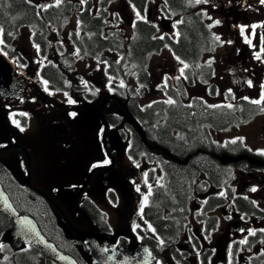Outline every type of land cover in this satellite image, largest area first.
Instances as JSON below:
<instances>
[{
	"label": "flooded vegetation",
	"instance_id": "af4514ba",
	"mask_svg": "<svg viewBox=\"0 0 264 264\" xmlns=\"http://www.w3.org/2000/svg\"><path fill=\"white\" fill-rule=\"evenodd\" d=\"M31 1L36 0H0V182L15 204L29 207L44 233L63 250L76 251L73 228L88 223L87 215L98 232L111 235L119 246L139 242L148 247L154 257L150 264H264V165L248 159L223 163L217 157L247 153L264 160V149L242 139L221 141L215 151L209 146V167L191 162V154L171 159L150 150L126 115L124 106L130 111L133 104L122 99L115 79L105 72L111 58L93 55L88 67L86 55L75 54V44L81 49L86 42L52 39L54 31L56 38L62 36L63 25L35 24ZM146 5V20L159 25L160 51L168 49L182 59L178 67L163 58V85L165 72L172 71L180 81L175 93L190 88L183 85L188 62L197 71L207 65L220 78L222 60L217 65L215 55L184 57L175 49L183 37L178 23L174 31L176 15L190 13L181 0H143L142 9ZM209 8L212 14L233 13L228 27L246 46L240 60L250 43L264 47V0H213ZM21 9L28 12L20 14ZM220 19L225 26V16ZM96 42L97 53L113 46L111 40ZM243 83L239 98L224 109H244L243 96L250 91L246 78ZM220 85L223 94H237L239 82L221 80ZM199 86L207 89L206 84ZM258 92L264 94V76ZM112 95H119L122 103L109 97L101 109ZM260 105L264 110V103ZM257 133L264 136V125ZM145 134L150 143L162 144ZM180 166H186L183 188L174 190L175 198L164 195L162 178ZM165 196L173 200L170 207ZM159 207L160 220L154 216ZM114 217L121 227L116 232ZM164 221L166 229L161 228ZM165 236L172 238L170 243L163 241Z\"/></svg>",
	"mask_w": 264,
	"mask_h": 264
},
{
	"label": "trees",
	"instance_id": "16d2710c",
	"mask_svg": "<svg viewBox=\"0 0 264 264\" xmlns=\"http://www.w3.org/2000/svg\"><path fill=\"white\" fill-rule=\"evenodd\" d=\"M110 1L112 0L101 1V6H107ZM133 1L141 6L140 3L143 0ZM21 4H23L22 1ZM23 12L27 13L28 11L21 9L20 14ZM87 12L88 9L84 14L86 17L89 14ZM89 17L92 28L91 31H86L84 38L92 45L96 40V43L99 45L106 43L109 37H100L103 26V22L101 21L102 17H91L90 15ZM190 20L192 22L188 20L186 25L182 27L183 37H181L179 45L175 46V49L184 57L197 56L199 51V48L197 50V45L207 42V36L205 35L207 28L202 17L197 14L194 18L191 17ZM129 43L130 45L121 53L125 54L133 70L138 72L139 82L145 83L147 82V78L149 79L146 69L150 56L161 45L160 39L156 36L155 27L145 21L138 22ZM133 104L135 105L131 108L132 113L138 117L148 130L157 132L158 140L165 147L172 150L176 155L191 154V162L194 160L195 163H201L207 167L211 165L206 155H210L209 146L214 151L216 149L210 141L208 127L224 126L225 118L229 115V112L225 111L222 113L217 108L208 106L201 101H198L196 105H182L177 101L174 103L156 102L147 106L144 111L139 110V106L135 101H133ZM184 136L185 141L183 140ZM175 144L177 147L173 150ZM192 155L198 156L194 157ZM185 168L186 166H180L169 173L171 183L169 184L170 190L168 193L174 196V198V190L183 188L182 183L186 181L184 179L186 174L183 173ZM163 200L166 201V206L168 207L173 202L167 196ZM161 211L162 208L159 207L156 214H154L158 220L161 219ZM11 225L12 221L0 212V237ZM167 226L168 222L164 221L161 228L166 229ZM41 261H44L45 264H50L42 252L32 245H26L19 250H13L6 243L2 252L0 248V264H40Z\"/></svg>",
	"mask_w": 264,
	"mask_h": 264
},
{
	"label": "rangeland",
	"instance_id": "374dc122",
	"mask_svg": "<svg viewBox=\"0 0 264 264\" xmlns=\"http://www.w3.org/2000/svg\"><path fill=\"white\" fill-rule=\"evenodd\" d=\"M57 0H40L41 4H47L49 2H56ZM91 9L93 7V12L98 7L97 0H91ZM196 3L198 10L200 12H204L205 15L208 13L207 6L209 0L204 2L201 0L200 3ZM37 4V3H36ZM85 0H82L81 8L84 7ZM38 5V4H37ZM39 6V5H38ZM213 18L225 16V26L220 23L216 27V34H214L215 43H212L208 49L210 52H213V55L217 58V65L221 61L222 63V72L220 73L219 77L222 81L227 82L229 85L233 84L235 81L239 82V87L237 94L230 98L231 101H235L239 98V95L244 91V83L243 80L246 78V83L251 81V85L248 83L249 94L248 96L251 97L252 100H260L262 98V93L258 92V88L260 87V83L264 76V61L260 60L262 56V50L260 47H255V42L253 44H249L247 46V51L245 53L244 59H239L238 54L241 50H243L246 46L244 43H241L239 40V35L230 30L228 27L229 23L234 21L233 13L224 10V13L220 11L213 12ZM137 13L132 8L130 1L128 0H118L111 8L110 14L107 17V20L110 22V26L114 31H120V34L127 39L131 33V26L134 18L136 17ZM220 21V20H219ZM67 24V29L64 32V37H66L70 30H77L79 27V20L76 14L71 15L67 19H65ZM50 25V24H47ZM226 28L228 32L226 31ZM56 35V34H55ZM219 37V39H217ZM260 57L259 59L257 57ZM163 58L171 59V57L167 54L157 53L155 54L151 60L149 65V73H150V80L147 85L139 86L138 82L135 81L134 76L130 75V83L135 85V91L137 93V97L142 102H152L154 100L159 99L162 95L160 94V87H159V80L158 77L160 75V63L162 62ZM113 59L116 60L115 57ZM244 61V62H242ZM92 56L86 55V64L88 67H92ZM97 67L99 70L104 71V66H101L99 60L95 59ZM178 67L180 64L177 63ZM206 76L210 79L212 75L208 73L207 69H203ZM213 71V69H211ZM217 74V73H215ZM190 77L186 76L184 80V84H191L189 81ZM193 85L191 88L185 89V94L187 98H182L183 101H191L194 98H203L207 103L210 104H218L221 103L223 99L221 95V91H215L212 85H209L206 88L200 87L199 85L205 84V80L198 81L197 74L194 73L193 77ZM116 81L119 79L116 78ZM121 81V80H120ZM254 81V82H253ZM128 97V96H127ZM245 122L236 123L235 125H231L229 129H221L215 132V137L219 140H224L229 138L234 140L236 138L242 139L247 145L250 147H262L264 148V136L262 134H258L257 131L260 129L261 125H264V115L260 113H256L252 117H248L244 119ZM113 214L116 215L117 213L113 211ZM113 228L114 232L118 231L121 227L119 225V218L114 217ZM75 226V224H73ZM78 229H87L88 223L86 222L85 225L77 224ZM5 242L0 239V248L1 252L2 249L5 247ZM78 247L75 243L73 244ZM76 249V248H75ZM82 257L86 264H92L90 260L87 259L85 254H82ZM40 264H45L44 261H41Z\"/></svg>",
	"mask_w": 264,
	"mask_h": 264
},
{
	"label": "water",
	"instance_id": "95a60500",
	"mask_svg": "<svg viewBox=\"0 0 264 264\" xmlns=\"http://www.w3.org/2000/svg\"><path fill=\"white\" fill-rule=\"evenodd\" d=\"M168 152V151H167ZM169 153V152H168ZM170 155V154H169ZM241 157L224 155V162L239 160ZM255 162V160H251ZM0 211L13 221V225L7 230L5 239L11 243L14 249H19L26 244H34L46 253L54 264H72L73 259L65 255L56 246L48 241L39 230L35 220L20 212L14 207L7 193L0 184ZM80 239L85 242L89 250V257L96 264H149L150 257L147 249H136L132 254L128 248L116 249L105 234H98L95 230L80 231ZM111 245L113 250L109 252L107 247ZM137 248V246H135Z\"/></svg>",
	"mask_w": 264,
	"mask_h": 264
},
{
	"label": "snow or ice",
	"instance_id": "6c2138e0",
	"mask_svg": "<svg viewBox=\"0 0 264 264\" xmlns=\"http://www.w3.org/2000/svg\"><path fill=\"white\" fill-rule=\"evenodd\" d=\"M197 3H200L201 0H196ZM204 2H207V0H204ZM217 24H219L220 22L219 21H216ZM217 39H219V37H217ZM250 42V41H249ZM258 59L260 58L259 56L257 57ZM182 63V62H181ZM185 67H187V65H185ZM181 71H183V69H181ZM248 83L251 85V81H248ZM245 99H247L245 97ZM252 103H255V104H261V103H264V94H262V98L261 100H254V101H251ZM169 103H172V101H169ZM229 107H231V105H229ZM235 142V141H234ZM253 191H255V189H253ZM145 200H147V198H145Z\"/></svg>",
	"mask_w": 264,
	"mask_h": 264
}]
</instances>
